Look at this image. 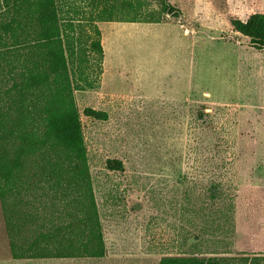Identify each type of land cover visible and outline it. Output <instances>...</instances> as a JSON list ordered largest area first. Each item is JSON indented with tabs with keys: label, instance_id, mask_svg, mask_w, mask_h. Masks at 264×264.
Segmentation results:
<instances>
[{
	"label": "rangeland",
	"instance_id": "374dc122",
	"mask_svg": "<svg viewBox=\"0 0 264 264\" xmlns=\"http://www.w3.org/2000/svg\"><path fill=\"white\" fill-rule=\"evenodd\" d=\"M168 1L180 17L146 0L152 23H97L102 60L90 47L89 0L83 28L71 34L106 256L14 261L0 201V264L264 256V50L231 25L264 14V0ZM87 108L107 121L85 116ZM109 160L124 171H110ZM58 206L46 214L65 220Z\"/></svg>",
	"mask_w": 264,
	"mask_h": 264
},
{
	"label": "trees",
	"instance_id": "16d2710c",
	"mask_svg": "<svg viewBox=\"0 0 264 264\" xmlns=\"http://www.w3.org/2000/svg\"><path fill=\"white\" fill-rule=\"evenodd\" d=\"M82 0H0V201L14 260L104 258L107 254L89 173L70 65ZM173 18L180 11L157 0ZM146 0H89L90 47L103 59L97 23H152ZM233 30L264 50V14L232 19ZM70 57V59H69ZM84 115L107 121L91 108ZM110 171L123 172L109 160ZM215 198V188L212 189ZM51 205L50 207H47ZM62 205L65 220L47 216ZM159 264H264V256H167Z\"/></svg>",
	"mask_w": 264,
	"mask_h": 264
},
{
	"label": "crops",
	"instance_id": "0c3cea01",
	"mask_svg": "<svg viewBox=\"0 0 264 264\" xmlns=\"http://www.w3.org/2000/svg\"><path fill=\"white\" fill-rule=\"evenodd\" d=\"M14 261H27V260H14Z\"/></svg>",
	"mask_w": 264,
	"mask_h": 264
}]
</instances>
